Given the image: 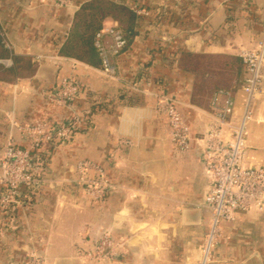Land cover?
Masks as SVG:
<instances>
[{
	"label": "crops",
	"instance_id": "crops-1",
	"mask_svg": "<svg viewBox=\"0 0 264 264\" xmlns=\"http://www.w3.org/2000/svg\"><path fill=\"white\" fill-rule=\"evenodd\" d=\"M86 1L0 0V151L8 137L28 148L31 137L23 129L39 120L79 119L69 141L39 148L44 182L7 214L0 264H28L31 254L44 264H198L211 186L199 138L216 89H228L242 108L246 74L239 53L264 35V0H114L138 15L128 46L113 58L116 79L99 64L60 53ZM102 24L116 20L106 16ZM66 76L82 87L70 108L44 96ZM158 93L176 101L189 126L184 152L156 110ZM254 110L244 159L264 166V92ZM79 160L103 169L109 187L102 201L85 195ZM103 231L121 243L118 260L76 257L92 250ZM207 264H264V211H239L223 222Z\"/></svg>",
	"mask_w": 264,
	"mask_h": 264
},
{
	"label": "built area",
	"instance_id": "built-area-1",
	"mask_svg": "<svg viewBox=\"0 0 264 264\" xmlns=\"http://www.w3.org/2000/svg\"><path fill=\"white\" fill-rule=\"evenodd\" d=\"M69 1L59 0V3L67 4ZM104 37H108V43ZM125 44L123 33L114 25L103 27L95 34L99 68L105 76L117 78L113 58L122 52ZM239 56L246 74L242 86V108L240 111L236 109L233 95L228 89L215 90L206 114L207 126L199 138L204 146L201 160L211 186L204 197L210 221L200 245L198 264L210 261L212 249L221 237L223 222L233 221L239 211H264V166L253 165L244 159L248 148L247 128L254 118L255 101L264 92V35L253 48L240 50ZM81 91L79 82L72 76H66L44 92V96L57 106L70 108ZM156 99V110L166 116L172 142L184 152L192 137L188 124L176 107V101L165 93H158ZM78 122L75 114L61 124L39 120L25 127L24 133L31 137L28 148L17 145L12 137L7 138L0 151V213L22 204L23 191L41 187L44 182V159L38 152L39 148L43 143H66L77 129ZM75 168L85 194L95 202L102 201L109 187L103 169L89 160H79ZM87 170H92L94 175H87ZM80 255L83 259L98 263L113 262L121 255V243L115 241L110 232L103 231L93 249Z\"/></svg>",
	"mask_w": 264,
	"mask_h": 264
},
{
	"label": "trees",
	"instance_id": "trees-1",
	"mask_svg": "<svg viewBox=\"0 0 264 264\" xmlns=\"http://www.w3.org/2000/svg\"><path fill=\"white\" fill-rule=\"evenodd\" d=\"M111 9H114L115 12L110 13ZM106 16H112L116 20L114 26L123 33L126 41L124 48H126L134 33L132 24L135 23L138 15L127 4L117 3L114 0H87L75 14L60 53L91 65H100L98 50L94 45V37L103 28L102 23ZM4 55L5 49L0 43V56ZM33 193L34 190L23 191L21 197H26L28 194L32 196Z\"/></svg>",
	"mask_w": 264,
	"mask_h": 264
},
{
	"label": "rangeland",
	"instance_id": "rangeland-1",
	"mask_svg": "<svg viewBox=\"0 0 264 264\" xmlns=\"http://www.w3.org/2000/svg\"><path fill=\"white\" fill-rule=\"evenodd\" d=\"M104 11H108V10H104ZM114 12H115L114 9L110 10V13H114ZM10 209L6 210L5 212H2L3 214H2V216H0V230H4L5 228H9V226L11 224L10 218L7 217L8 216L7 214L9 213ZM76 257H80L81 258V255L80 254L79 255L76 254ZM26 260H27L28 264H44L43 258L41 256H39V255H36V254L26 255Z\"/></svg>",
	"mask_w": 264,
	"mask_h": 264
}]
</instances>
